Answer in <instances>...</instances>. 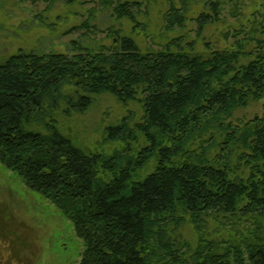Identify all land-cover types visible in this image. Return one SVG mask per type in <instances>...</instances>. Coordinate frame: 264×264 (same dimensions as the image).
Masks as SVG:
<instances>
[{"label": "trees", "instance_id": "16d2710c", "mask_svg": "<svg viewBox=\"0 0 264 264\" xmlns=\"http://www.w3.org/2000/svg\"><path fill=\"white\" fill-rule=\"evenodd\" d=\"M97 1L132 21L142 4ZM222 4L210 1L195 17L198 35ZM164 20L166 31L182 29L187 8L171 4ZM113 34L117 40L97 50L20 49L0 62V163L71 221L85 245L77 264H264V38L203 55L185 50L182 37L143 52ZM101 93L139 100L144 110L133 126L124 118L106 128L107 140L125 143L111 154L77 147L51 116L61 102L83 112ZM257 99L261 115L228 121ZM139 133L145 144L134 153ZM150 161L153 170L138 177ZM209 220L217 229L249 227L213 238ZM185 222L200 235L195 247L176 234Z\"/></svg>", "mask_w": 264, "mask_h": 264}, {"label": "rangeland", "instance_id": "374dc122", "mask_svg": "<svg viewBox=\"0 0 264 264\" xmlns=\"http://www.w3.org/2000/svg\"><path fill=\"white\" fill-rule=\"evenodd\" d=\"M137 1L142 3L141 9L132 21L117 18L111 9L101 8L97 0L71 3L65 0H0V62L20 49L67 53L73 46L80 45L97 50L117 40L114 31L118 36L132 38L143 52L161 49L171 39L182 37L181 46L185 50L193 45L194 52L203 55L211 50L229 48L236 39L264 38V0H222L219 19L206 25L200 35L195 17L208 12V4L213 0ZM171 4L186 7L187 20L182 29L166 31L164 18ZM85 20L87 29L80 27ZM254 46L250 43L245 48ZM71 89L65 86L64 91L71 94ZM91 98L83 112L68 111L66 104L61 102L52 111L53 124L74 145L86 151L111 154L122 149L125 143L107 140L105 130L124 118L130 120V126L141 122L142 103L136 99L122 102L110 93ZM262 111V99L249 100L245 106L236 108L228 121L238 125L261 115ZM144 144L139 133L137 140L131 143L133 152ZM198 146L197 143L193 148ZM214 152H218L216 145L211 147V154ZM154 166V161H150L138 171V177L146 176ZM207 224V234L213 238L244 233L246 226L249 227L240 223L233 228L217 229L211 220ZM176 234L191 247L196 246L200 237L188 222L181 225ZM84 248L71 221L0 163V264H77Z\"/></svg>", "mask_w": 264, "mask_h": 264}]
</instances>
